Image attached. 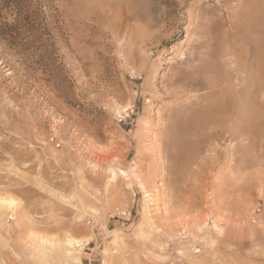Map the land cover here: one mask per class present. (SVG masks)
<instances>
[{"label": "rangeland", "instance_id": "obj_1", "mask_svg": "<svg viewBox=\"0 0 264 264\" xmlns=\"http://www.w3.org/2000/svg\"><path fill=\"white\" fill-rule=\"evenodd\" d=\"M0 197V264H264V0H0Z\"/></svg>", "mask_w": 264, "mask_h": 264}, {"label": "bare ground", "instance_id": "obj_2", "mask_svg": "<svg viewBox=\"0 0 264 264\" xmlns=\"http://www.w3.org/2000/svg\"><path fill=\"white\" fill-rule=\"evenodd\" d=\"M210 80H211V79H210ZM228 82H229V81H228ZM201 86H202V85H201ZM193 88H194V87H193ZM206 92H207V91H206ZM228 92H229V91H228ZM228 92H227V94H228ZM231 92H232V91H231ZM233 92H234V91H233ZM236 93H237V92H236ZM236 93H235V95H236ZM239 93H241V92H239ZM225 94H226V92H225ZM227 94H226V95H227ZM237 94H238V93H237ZM224 96H225V95H224ZM231 96H233V95H231ZM231 96H230V97H231ZM227 97H228V96H227ZM227 97H226V98H227ZM233 97H234V96H233ZM237 97H238V96H237ZM239 97L241 98L242 96H239ZM240 98H238V99H240ZM234 99H235L234 101L237 100L236 96H235ZM227 100H228V99H227ZM222 101H224V100H222ZM228 101H231V99L228 100ZM228 101H227V102H228ZM232 101H233V100H232ZM234 101H233V102H234ZM240 101H242V100H240ZM224 102H225V101H224ZM227 102H226V103H227ZM233 102H232V103H233ZM237 102H239V101H237ZM210 103H212V102H210ZM214 103H215V102H214ZM228 103H229V102H228ZM232 103H231V105H232ZM234 103H235V102H234ZM242 103H243V102H241L240 104H242ZM208 104H209V103H208ZM212 104H213V103H212ZM224 104H225V103H224ZM242 105H244V103H243ZM233 106H234V105H233ZM235 106H236V107H237V106L240 107L241 105H238V104L236 105V104H235ZM235 106H234V107H235ZM209 107H210V106H209ZM209 107H208V108H209ZM213 107H214V106H212L211 108L213 109ZM229 107H230V105H229ZM244 107H245V105H244ZM244 107H243V109H244ZM211 108H209V110H208L209 112H208L207 114L210 113V109H211ZM231 108H233V107H231ZM215 109H216V108H215ZM215 109H214V110H215ZM231 110H232V109H231ZM204 111H205V110H204ZM203 113H204V112H203ZM212 113H214V112H212ZM201 114H202V112H201ZM210 114H211V113H210ZM202 115H203V114H202ZM202 115H201V116H202ZM202 117H203V116H202ZM202 117H200V120L202 119ZM209 117H210V118H209ZM209 117H208V118L211 119V120L214 119V118H211V116H209ZM212 117H213V114H212ZM198 129H199V128H198ZM200 129H201V128H200ZM178 131H179V130H178ZM204 133H205V132H204ZM202 134H203V133H202ZM191 142H192V141H190L189 143H191ZM193 142H194V141H193ZM192 144H193V143H192ZM190 146H191V145H190ZM194 146H195V145H194ZM124 171H125V170H124ZM124 171H123V172H124ZM132 171H133V170H132ZM114 172H115V171H114ZM114 172H113V174H114ZM134 172H135V171H134ZM136 172H137V171H136ZM129 173H130V172H129ZM115 174H116V173H115ZM139 174H140V173H139ZM133 175H134V174H133ZM126 176H127V175H126ZM140 176H141V175H140ZM141 179H142V176H141ZM141 181H142V180H141ZM141 181H140V182H141ZM145 183H146V182H145ZM145 183H144V184H145ZM144 184H143V186H145V188H146V185H144ZM149 193H150V191H149ZM151 194H152V192L150 193V195H151ZM146 196H147V195H146ZM152 196H153V195H152ZM147 197H148V196H147ZM149 197H150V196H149ZM0 198H1V197H0ZM153 198H154V197H153ZM3 199H4V198H3ZM154 199H155V198H154ZM153 201H154V200H152V202H153ZM5 202H6V201H5ZM3 203H4V202H3ZM6 203H7V202H6ZM15 203H17V202H16V201L14 202V198H11V200H9L7 204H9V205L12 206L13 204L15 205ZM153 203H154V202H153ZM7 204H6V205H7ZM0 205H1V204H0ZM9 205H8V206H9ZM8 206H7V207H8ZM0 208H1V207H0ZM43 238H44V237H43ZM44 240H45V238H44ZM41 241H43V240H41ZM45 241H46V240H45ZM65 241H66V246H67V247H66V255L69 256V257H71V258L74 259V260H76V258H77V260H79V256H76L75 253H76L77 251H78V253L81 252V251H80L81 248H80L79 250H78V248H76V246H82V245H83V243L81 242V240H79V239H77V238H71V237H68L67 240H65ZM43 242H44V241H43ZM50 243H51V242H50ZM50 243H49V244H50ZM41 244H42V243H41ZM39 248H40V247H39ZM46 248H47V247H46ZM36 250H37V249H36ZM40 251H41V250H40ZM42 251L45 252V250H42ZM47 252H48V250H47ZM49 252H50V251H49ZM40 254H41V253H40ZM52 254H53V253H52ZM44 256H45V255H44ZM47 256H48V255H47ZM69 257H68V258H69ZM4 264H5V263H4Z\"/></svg>", "mask_w": 264, "mask_h": 264}]
</instances>
